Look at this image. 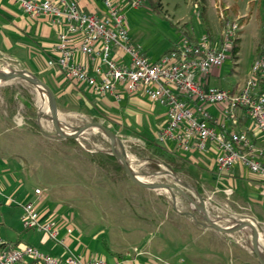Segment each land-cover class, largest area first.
<instances>
[{
  "label": "rangeland",
  "instance_id": "1",
  "mask_svg": "<svg viewBox=\"0 0 264 264\" xmlns=\"http://www.w3.org/2000/svg\"><path fill=\"white\" fill-rule=\"evenodd\" d=\"M257 3L258 0H145L138 8L126 10L125 22L134 43L154 60L179 44L184 36L205 32L200 13L204 12L210 28L217 31L220 7L226 18L235 19L239 25L236 56L229 54L218 68L222 80L216 82L230 89L231 83H242L248 78L257 49L264 45V7L256 9ZM41 53L38 50L28 63L27 59L0 49V72L28 73L48 86L52 84L54 90L49 87L54 94L61 88L80 91V98L74 95L63 101L57 98L56 105L60 129L66 134L81 131L75 143L57 137L46 91L41 94L39 87L21 78L0 80V114L4 122L0 126V239L16 246L34 245L42 252L60 257L72 251L109 262L118 260L121 264H142L144 256L149 259L148 264H163L164 259L175 255L170 259L181 264H188L190 259L207 264L205 246L212 244L213 237L208 229L201 233L202 225L197 222L211 226L197 213L190 199L169 187H141L125 172L105 169L92 161L91 156L98 151L111 152L108 135L94 123L102 124L114 134L115 149L124 156L138 179L180 187L223 227L232 228L238 221H249L257 226L252 218L255 216L253 208L244 198V182H231L230 170L214 175L212 152L194 156L199 167L188 159L189 153H181L169 143L162 144L168 154H155L148 142L158 126L152 127L150 132L145 126V114L129 111L128 104L113 106L110 98L92 94L83 86L70 82L54 86L52 78L59 82L62 75L58 69L47 67L48 58ZM5 88L15 92L14 103L8 100L10 93H3ZM245 121L251 126L250 119ZM33 123L40 130H36ZM252 127L250 131L258 133ZM133 147L153 156L157 169L156 164L136 155ZM169 154L180 156L185 166L205 172V177L194 180L184 172L173 173L168 167ZM35 188L41 190L40 209L48 208L51 212L46 221L56 222L59 230H72L66 233L68 250L57 241L45 238L42 232L34 230L32 233V229L22 227L21 204L33 203ZM226 189H232V193L227 195ZM178 212L186 214L178 215ZM191 216L197 222H191ZM178 222L186 227L181 237H177L175 228ZM263 225L264 221L260 226L263 228ZM258 231L264 253V230L261 232L258 228ZM194 235H198L197 238L194 239ZM228 238L230 243H236L256 258L249 228L243 227ZM134 247L144 250L145 255L129 256L134 254ZM256 262L260 264L257 258Z\"/></svg>",
  "mask_w": 264,
  "mask_h": 264
},
{
  "label": "built area",
  "instance_id": "2",
  "mask_svg": "<svg viewBox=\"0 0 264 264\" xmlns=\"http://www.w3.org/2000/svg\"><path fill=\"white\" fill-rule=\"evenodd\" d=\"M31 17L43 16L57 28L55 55L47 67L58 69L66 79L96 95H112L121 100L141 93L151 102L166 107V122L157 131L160 144L173 142L182 152L214 155L218 173L241 165L264 177V143L255 145L245 129H238V111L243 109L253 126L264 134V53L255 58L249 76L237 89L208 85L213 69L227 60L238 22L226 18L218 7L221 31L217 39L206 32L198 37L184 36L179 44L155 61L134 43L126 27L125 12L145 0H103L104 12H86L74 0H15ZM126 56L127 61L123 60ZM217 106L224 121L223 131L214 126L208 107ZM227 121L229 124H226ZM229 131H224V128ZM36 188L35 193L39 194ZM227 195L232 189L224 191ZM21 224L42 232L48 240L58 239L54 221H42L32 202L21 204ZM72 230L67 228V233ZM0 264H121L100 257L69 253L65 257L40 251L36 246L0 239Z\"/></svg>",
  "mask_w": 264,
  "mask_h": 264
},
{
  "label": "crops",
  "instance_id": "3",
  "mask_svg": "<svg viewBox=\"0 0 264 264\" xmlns=\"http://www.w3.org/2000/svg\"><path fill=\"white\" fill-rule=\"evenodd\" d=\"M74 1H76L79 9L82 11L102 13L105 10L104 5H103V0H74ZM227 7L228 6H225V9H228ZM262 7H264V0H258V3L256 5V9H258V8L262 9ZM217 12H218V9H217ZM231 20H233V19H231ZM218 23H219V27H218L217 31H215L214 29L213 30L211 29V38L212 39H217L219 34H220L221 22H220L219 18H218ZM189 36L192 38H195V37H198L199 35L197 36L195 34H191ZM131 39H132V37H131ZM56 42H57V28L49 20H47L45 17L38 16L36 18H31L15 0H0V49H2L3 51H7L8 53L13 54V56L23 57V58L27 59L26 62L30 63L31 62L30 59H32V57L36 54V52L38 50H41V52H42L40 54L41 56L45 55L48 59L53 57L55 55ZM172 48L173 47H171L170 49H172ZM170 49L166 50L162 54L166 53ZM143 52L146 55V57L148 58L146 52L145 51H143ZM158 58H156V59H158ZM156 59L151 60V61H155ZM123 60L127 61L126 56H123ZM220 74H221V71L218 68L213 69L211 71V73L209 74V76L207 77L208 85L221 87L220 85L216 84V82H221V80H222ZM61 75H62V77H61L62 79H61V81L59 80V82L52 78V83L54 86L61 85L65 82H70L72 85L75 84L71 80L66 79L62 73H61ZM243 82L242 83L237 82L235 84L231 83L229 88L232 90H237L243 84ZM48 84L52 89L54 88L52 86V84H50V83H48ZM78 86H81V85H78ZM221 88H223V87H221ZM10 92H11V90H9V92H7L6 90L3 91V93H5V94L10 93ZM79 92L80 91H77V89H75V91H73V90H68L67 88H61L54 95H56L55 99L57 101L59 100L57 98H60L63 101L71 95H74V97L80 98L81 94ZM100 96H104V98L105 97L110 98L113 106L114 105L120 106L121 103H124V104H128L129 111L135 110L137 112H140L141 114L142 113L145 114L144 115L145 121H146L145 126L150 130V132L153 130L152 127L158 126V128H156V129L159 130L166 122V119H167L166 107L161 105V104L151 102L146 96H144L141 93H137L134 95H126L121 100H116L112 95H109V94L100 95ZM14 99H16L15 95H14ZM125 110L128 111L127 108H125ZM208 111L216 119V122L214 123L215 128L217 130L223 131V127L220 126L219 121H224V122H226V121H225V119L223 120V117L220 115L219 108L217 106H210V107H208ZM2 117H4V116H2ZM247 118L249 119V117L247 116L245 111L243 109L239 110L238 111V126H237V128L247 130L246 133H247L248 137L251 139V141L257 146H262L264 143V134L261 133L259 130H258V133H252L250 131V127H252L253 124L251 123V126H247L246 121H245V120H247ZM244 121H245V124H244ZM147 123H149V124L147 125ZM226 124H229V122L227 121ZM3 125H4V122H3L2 118H1V114H0V126H3ZM252 128H255V127L253 126ZM224 131H226V132L229 131V128L225 127ZM156 133L157 132H154V131L152 132V134H153L152 139L148 143L155 140ZM170 145L173 147H176L179 151H181V149L178 146H176V144H174L173 142H169V146ZM168 153L169 152H167V150H166V154H168ZM181 153H183V152L181 151ZM188 153H189L188 159L192 163H194L197 167H199L198 166L199 164H198V162H196V160H195L196 158L194 156H197V155L199 156L202 153H199L197 151H191ZM175 155L176 154H169L168 159L169 160L174 159L178 163L183 162V159L181 160L179 158L180 156H175ZM201 156H203V155H201ZM262 160H264V159H262ZM145 161H149V160L145 159ZM90 163L93 164L92 162H90ZM212 163H213L212 169H213L214 175L215 174H221V173H218L215 171L214 155L212 158ZM187 167L192 169L196 173L197 178H198L197 180L205 177V174H204L205 172H203V171L197 172L193 168H191L189 166H187ZM230 172H231L230 177H228V179L231 182L232 181H238V182L240 181V183L244 182V187H243L245 189V191L243 192L244 198L246 199V201H248L251 204V206L253 208V213L255 215L252 218H254V220L257 222V227L262 232L264 230L263 229L264 225L262 228V226H260V224L262 223V221H264V177L250 173L246 170V168H244L243 166L238 165V164L234 165L231 168ZM224 173H226V172H224ZM248 177H250L254 180L253 181L243 180V179H246ZM35 189H34V193H35ZM147 189H149V188H147ZM35 195H36L35 198L32 200L33 204L35 205L36 210L39 212L40 219L42 221H46V218L51 215V212L49 211L48 208L40 209L42 200L39 197L41 195V192L39 194L35 193ZM184 214H186V213L178 212V215H184ZM190 220H191V222L192 221L197 222V220L194 216H191ZM190 220H188L189 223H190ZM198 224L202 225L203 229H202L201 233L203 231H205L206 229H208L206 231L210 230L211 235L213 237L212 244L210 246H205V249H206L205 254H206L207 264H227V262H228V264H255V263H257L256 258L254 259L253 255H249V253L246 250H243V248L240 247L239 245H237L236 243H233V242L230 243L228 241L229 240L228 237L232 236V233H225V232H221L219 230H215L212 227H207V226L205 227L200 222H197V225ZM180 226H182L183 228H180ZM175 228L178 231L177 237H181L182 232L184 231V229L186 227L183 226L181 224V222L180 223L178 222L175 224ZM30 231L32 233H34V230H30ZM61 233H64L63 234L64 236L62 238H59ZM66 233H67V229L58 230V239L63 241V243L58 242V244H60L62 247L66 248L68 250V245H67L68 236ZM180 234H181V236H180ZM197 236L198 235H194V239L197 238ZM230 241H232V240H230ZM20 245H23V244L21 243ZM245 251L247 253H245ZM133 252H134V254L130 253L129 256H144L145 255L144 250L141 251L140 249H138L136 247H134ZM45 253H47V252H45ZM69 253H74V252L69 251V252H67L66 255H69ZM66 255H64V257ZM54 256H57V255H54ZM220 256H222V257H220ZM174 257H175V255L173 257L170 256L167 259H164L163 264H181V263H179L173 259H170V258H174ZM143 259H145V260L143 261L142 264H148V261H146V260H149V259L147 257L145 258V256ZM188 264H198V263L194 259H190L188 261Z\"/></svg>",
  "mask_w": 264,
  "mask_h": 264
},
{
  "label": "water",
  "instance_id": "4",
  "mask_svg": "<svg viewBox=\"0 0 264 264\" xmlns=\"http://www.w3.org/2000/svg\"><path fill=\"white\" fill-rule=\"evenodd\" d=\"M11 78H21L24 79L32 84L35 85H39L40 87H42L47 95H48V101H49V109L51 111V120L52 123L54 125V128L56 130V134L57 137L60 138H64V139H68V138H77L78 135L80 134L81 129L76 130L74 133L72 134H66L64 133L59 126V117H58V113H57V105H56V99H55V95L52 91V89L43 81H41L40 79L36 78L35 76H32L28 73H25L23 71H11V72H0V80H8ZM89 125H93V124H87L86 126ZM94 125L98 126L99 128H101L109 137L110 139V154L113 155L117 162L123 167L124 172L126 173V175L136 184L146 187V188H160V187H169V188H173L175 190H178L179 192H181L182 194L186 195L187 198L190 199V201L192 202V204H194V207L197 211V213L201 214L206 221L208 222V224L216 229L219 230L221 232H225V233H234L238 230H240L243 227H247L250 229L251 231V247H252V251L255 254L256 258L258 259V261L260 262V264H264V254L261 255L259 250H258V241H259V237H260V233L258 231L257 226L249 221H238L237 224L232 227V228H226L223 227L219 224H217L215 221L216 219L213 218L206 209H204L202 207V205L197 204L194 200H192V198L186 194V192H184L180 187L173 185V184H157V183H146L143 182L142 180L138 179L134 172L132 171V169L129 167V165L127 164L124 156L122 154H120L114 147V143H115V137L114 134L105 126H103L102 124L99 123H94Z\"/></svg>",
  "mask_w": 264,
  "mask_h": 264
},
{
  "label": "trees",
  "instance_id": "5",
  "mask_svg": "<svg viewBox=\"0 0 264 264\" xmlns=\"http://www.w3.org/2000/svg\"><path fill=\"white\" fill-rule=\"evenodd\" d=\"M199 16H200L202 23L204 24L205 32L211 37V28H210V25L208 23L206 16L204 15V12L200 13ZM238 41L239 40L236 37L234 39L233 45L231 46V49H230V54L233 56V58H235L236 53H237L238 48H239ZM257 52H258L257 57L262 55L264 53V45H263L262 49H257ZM4 90H6L7 92H9V90H11L10 95L8 96V100L10 101V103H14V93L15 92L12 91L11 88H5ZM24 96H26L27 98L29 97L26 93H24ZM33 125H34L33 127L36 130H40V127L37 124L33 123ZM66 141L71 142V143L76 142V140L73 138H68V139H66ZM148 146L150 148H152L153 152L157 155L163 156L166 154L165 146L158 143L156 140H153L152 142L148 143ZM132 151L136 155H139L141 158L149 160L151 163H153V165L154 164L157 165V160L154 159L153 156H149L147 154V152H144L142 150H138V148H136V147H133ZM91 160L98 163V165L102 168L107 169L108 167H110V168H113L114 170H116L118 172H124L123 167L117 162L116 158L113 155H111L110 153L98 151L91 156ZM157 167H158V165L155 166L154 168L157 169ZM168 167L173 173H177V172L181 171V172L188 174L194 180L198 179L196 173L192 169L185 166V164L183 162L178 163L174 159H171L168 163Z\"/></svg>",
  "mask_w": 264,
  "mask_h": 264
},
{
  "label": "bare ground",
  "instance_id": "6",
  "mask_svg": "<svg viewBox=\"0 0 264 264\" xmlns=\"http://www.w3.org/2000/svg\"><path fill=\"white\" fill-rule=\"evenodd\" d=\"M37 87H39V89H40V93L41 94H43V88L42 87H40L39 85H36ZM39 101V100H38ZM39 103V102H38ZM61 123V122H60ZM67 131H68V129H67ZM134 169V168H133ZM133 171V170H132ZM160 175V174H159ZM165 175V174H164ZM167 175V174H166ZM137 177V176H136ZM147 178V177H146ZM173 178V177H172ZM150 179V178H149ZM152 180V179H151ZM170 181V180H169ZM166 191V190H165ZM259 241H260V238H259ZM259 241H258V250H259V252H260V254L261 255H263L264 253L262 252V249H261V246H260V243H259Z\"/></svg>",
  "mask_w": 264,
  "mask_h": 264
}]
</instances>
